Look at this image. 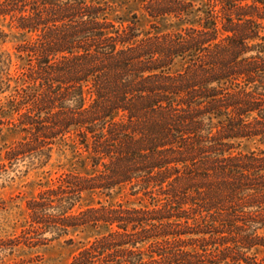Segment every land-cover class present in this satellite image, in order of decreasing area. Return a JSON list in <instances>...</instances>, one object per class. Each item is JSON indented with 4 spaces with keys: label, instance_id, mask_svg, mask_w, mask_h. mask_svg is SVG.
<instances>
[{
    "label": "trees",
    "instance_id": "1",
    "mask_svg": "<svg viewBox=\"0 0 264 264\" xmlns=\"http://www.w3.org/2000/svg\"><path fill=\"white\" fill-rule=\"evenodd\" d=\"M138 2L148 31L114 0H0L27 37L14 69L0 27V181L60 147L81 167L0 256L80 232L71 264H264V149L241 150L264 145V0Z\"/></svg>",
    "mask_w": 264,
    "mask_h": 264
},
{
    "label": "rangeland",
    "instance_id": "2",
    "mask_svg": "<svg viewBox=\"0 0 264 264\" xmlns=\"http://www.w3.org/2000/svg\"><path fill=\"white\" fill-rule=\"evenodd\" d=\"M117 5L116 13L119 16H129L138 13V25L143 31L151 28V22L143 14L138 0H114ZM114 16V15H113ZM0 27L9 32V37L2 48L9 52L16 69L20 60L17 58L16 47L27 37L15 28L9 26L8 21H0ZM19 138L18 133L5 130L4 142L10 144ZM3 145V143H1ZM3 146H1L2 148ZM264 149V145L245 144L241 150L249 151ZM1 159V156H0ZM77 167L81 169L72 147H60L55 150L51 163L45 169H31L25 173L26 166H20L19 170L9 171L5 180L0 181V238L6 239L19 235L28 220L27 201L41 189V183L56 179L58 175L67 169ZM130 196L121 194L114 196V200H129ZM131 200V199H130ZM91 201V198L89 199ZM74 244L66 242L65 238L55 240L46 246L27 248L21 247L14 253H6L0 256V264H71L76 251L86 241L90 233L76 232Z\"/></svg>",
    "mask_w": 264,
    "mask_h": 264
}]
</instances>
